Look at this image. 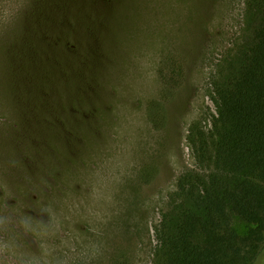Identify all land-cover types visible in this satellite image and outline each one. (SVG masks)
<instances>
[{
  "label": "rangeland",
  "instance_id": "obj_1",
  "mask_svg": "<svg viewBox=\"0 0 264 264\" xmlns=\"http://www.w3.org/2000/svg\"><path fill=\"white\" fill-rule=\"evenodd\" d=\"M250 1L0 0V264H167Z\"/></svg>",
  "mask_w": 264,
  "mask_h": 264
},
{
  "label": "trees",
  "instance_id": "obj_2",
  "mask_svg": "<svg viewBox=\"0 0 264 264\" xmlns=\"http://www.w3.org/2000/svg\"><path fill=\"white\" fill-rule=\"evenodd\" d=\"M249 5L259 25L238 72L217 85L211 135L194 124L188 136L210 172L178 181L184 206L160 230L167 264H259L264 255V0Z\"/></svg>",
  "mask_w": 264,
  "mask_h": 264
}]
</instances>
